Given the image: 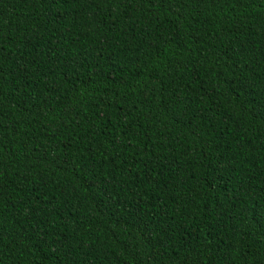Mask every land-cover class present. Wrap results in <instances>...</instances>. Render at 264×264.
<instances>
[{"label": "trees", "instance_id": "16d2710c", "mask_svg": "<svg viewBox=\"0 0 264 264\" xmlns=\"http://www.w3.org/2000/svg\"><path fill=\"white\" fill-rule=\"evenodd\" d=\"M0 264H264V0H0Z\"/></svg>", "mask_w": 264, "mask_h": 264}]
</instances>
